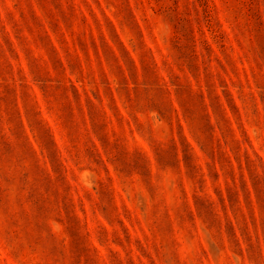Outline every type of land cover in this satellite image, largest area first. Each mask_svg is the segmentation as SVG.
<instances>
[{
	"label": "rangeland",
	"instance_id": "1",
	"mask_svg": "<svg viewBox=\"0 0 264 264\" xmlns=\"http://www.w3.org/2000/svg\"><path fill=\"white\" fill-rule=\"evenodd\" d=\"M0 264H264V0H0Z\"/></svg>",
	"mask_w": 264,
	"mask_h": 264
}]
</instances>
